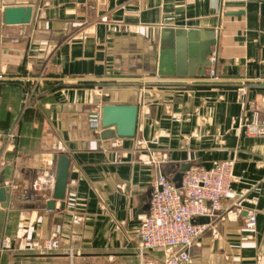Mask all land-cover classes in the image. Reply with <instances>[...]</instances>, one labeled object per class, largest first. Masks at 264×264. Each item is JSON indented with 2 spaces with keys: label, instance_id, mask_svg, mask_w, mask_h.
Here are the masks:
<instances>
[{
  "label": "crops",
  "instance_id": "obj_1",
  "mask_svg": "<svg viewBox=\"0 0 264 264\" xmlns=\"http://www.w3.org/2000/svg\"><path fill=\"white\" fill-rule=\"evenodd\" d=\"M10 7L30 22L6 24ZM106 105L138 107L134 137L91 128ZM263 118L264 0H0V264H141L156 176L221 162L236 197L195 221L192 264H264V136L246 129ZM51 238L59 250L40 254Z\"/></svg>",
  "mask_w": 264,
  "mask_h": 264
},
{
  "label": "built area",
  "instance_id": "obj_2",
  "mask_svg": "<svg viewBox=\"0 0 264 264\" xmlns=\"http://www.w3.org/2000/svg\"><path fill=\"white\" fill-rule=\"evenodd\" d=\"M210 63V77L217 79L214 54ZM90 126L98 131L101 115H90ZM246 129L249 136H264V118ZM234 179L231 162L218 163L210 170L197 167L187 170L181 188L159 173L153 181L149 210L140 218L137 252L141 264H153L145 259L148 252H162L165 264H192V249L206 230L205 225L195 221L215 217L223 211V200L236 197L231 188ZM256 226V213L249 212L245 227L252 232ZM3 246L8 248L6 240ZM35 248L40 254L47 255L59 250L60 242L51 238Z\"/></svg>",
  "mask_w": 264,
  "mask_h": 264
},
{
  "label": "water",
  "instance_id": "obj_3",
  "mask_svg": "<svg viewBox=\"0 0 264 264\" xmlns=\"http://www.w3.org/2000/svg\"><path fill=\"white\" fill-rule=\"evenodd\" d=\"M32 9L24 7H10L5 9L4 18L8 25L28 24L31 20ZM210 64V61L207 63ZM202 67L204 70L205 67ZM138 107L135 105H106L101 114V125L104 129L115 127L119 137H134L137 128ZM70 161L66 156L58 158L56 182L53 197L57 201L64 202L67 192ZM183 175L179 178L177 187L182 186ZM9 196L0 179V203L7 207ZM63 204V203H62Z\"/></svg>",
  "mask_w": 264,
  "mask_h": 264
},
{
  "label": "rangeland",
  "instance_id": "obj_4",
  "mask_svg": "<svg viewBox=\"0 0 264 264\" xmlns=\"http://www.w3.org/2000/svg\"><path fill=\"white\" fill-rule=\"evenodd\" d=\"M133 264V263H132Z\"/></svg>",
  "mask_w": 264,
  "mask_h": 264
}]
</instances>
